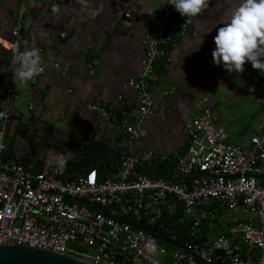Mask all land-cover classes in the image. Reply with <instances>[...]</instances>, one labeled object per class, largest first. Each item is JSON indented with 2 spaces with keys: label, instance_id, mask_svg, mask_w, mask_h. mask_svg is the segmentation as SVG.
Here are the masks:
<instances>
[{
  "label": "built area",
  "instance_id": "obj_1",
  "mask_svg": "<svg viewBox=\"0 0 264 264\" xmlns=\"http://www.w3.org/2000/svg\"><path fill=\"white\" fill-rule=\"evenodd\" d=\"M32 1L19 2L8 47L14 59L21 54ZM169 2L154 32L142 40L141 72L128 79L135 112L121 110V121L113 123L107 109L90 106L105 128H118L127 142L144 135L143 121L170 109L171 94L157 89L158 65L167 62L195 17L181 16ZM85 52L91 72L100 55L91 46ZM16 82L12 74L8 83ZM8 94L0 107V246L35 248L88 264H264V121L246 146L234 145L202 98L182 119L181 145L171 157L132 152L126 143L113 148L103 173L94 167L69 175L73 154L64 149L40 162L4 161L15 115Z\"/></svg>",
  "mask_w": 264,
  "mask_h": 264
},
{
  "label": "crops",
  "instance_id": "obj_2",
  "mask_svg": "<svg viewBox=\"0 0 264 264\" xmlns=\"http://www.w3.org/2000/svg\"><path fill=\"white\" fill-rule=\"evenodd\" d=\"M165 1L33 0L24 15L18 47L21 54L31 48L42 49L44 70L26 84L17 81L10 86L9 77L19 66L8 47L13 40L11 31L20 0H0V107L6 105L10 90L15 115L9 124L19 128L23 141L16 149L15 143L10 148L7 145L4 161L19 162L25 158V162H40L44 155L65 153L60 142L67 139L68 122L75 114L90 123L94 133H99L101 121L90 111L93 104L107 109L113 123L118 122L117 116L122 117L121 110L134 113L135 93L128 79L142 70V40L154 32ZM238 3L239 0H209L208 8L194 18L187 36L178 41L163 65L157 89L172 96L168 113L163 117L154 114L143 121L144 135L137 141L117 139L112 130L116 127H106L102 140L109 150L114 142L116 147L129 143L132 152L154 151L171 157L181 145L182 119L202 98L212 107L218 103L212 94L227 97L233 103L241 102L242 112L236 120L240 125H255V132L264 121V74L250 62L245 63L242 73H229L222 64H214L212 57L217 28L227 22ZM126 14L133 20L126 18ZM87 46L100 55L91 72L86 64ZM256 93L259 96L254 105L252 98ZM23 104L27 116L23 114ZM255 115L258 119L252 122ZM220 119L228 122L227 117ZM220 127L227 131L232 144L234 136L230 132L238 136L243 130L230 126L229 132Z\"/></svg>",
  "mask_w": 264,
  "mask_h": 264
},
{
  "label": "clouds",
  "instance_id": "obj_3",
  "mask_svg": "<svg viewBox=\"0 0 264 264\" xmlns=\"http://www.w3.org/2000/svg\"><path fill=\"white\" fill-rule=\"evenodd\" d=\"M175 10L188 19L208 8L209 0H170ZM213 63L229 73H242L246 62L264 74V0H239L227 22L220 24L213 38ZM18 67L14 81L28 83L43 72L40 49L31 48L21 55L17 52Z\"/></svg>",
  "mask_w": 264,
  "mask_h": 264
},
{
  "label": "water",
  "instance_id": "obj_4",
  "mask_svg": "<svg viewBox=\"0 0 264 264\" xmlns=\"http://www.w3.org/2000/svg\"><path fill=\"white\" fill-rule=\"evenodd\" d=\"M70 128L67 139L60 142L61 148L73 154L72 161L66 164L69 175L85 174L91 168L104 172L111 165L112 155L109 146L102 140L105 124L99 133H94L93 126L81 120L77 114L68 122ZM66 140V141H65ZM43 148L44 144L39 143ZM25 156V154H23ZM20 159L19 162H25ZM116 162V160H115ZM160 168V167H159ZM159 168L156 170L158 172ZM71 179L69 178L68 181ZM0 264H88L60 254L23 246H0Z\"/></svg>",
  "mask_w": 264,
  "mask_h": 264
},
{
  "label": "rangeland",
  "instance_id": "obj_5",
  "mask_svg": "<svg viewBox=\"0 0 264 264\" xmlns=\"http://www.w3.org/2000/svg\"><path fill=\"white\" fill-rule=\"evenodd\" d=\"M212 96L215 97V99L219 102L216 103L213 107L211 106L210 102H208L207 105L209 106V108L211 110V114H212L213 118L216 120V123L220 126H223L224 128H227L228 131L230 130V126H238V129L243 127L241 134L238 136H235L233 131L232 132L229 131V132H230L232 137L234 136L233 141L231 140L233 142V144H238V145H243V146L247 145L250 136L253 134V129H254L255 125L253 127H251V126L249 127L248 125L244 126V125H246V123L240 125L237 122L236 119L239 117V115L242 112V110H241L242 103L241 102H239V103L234 102L233 103L227 97L217 98L214 94H212ZM258 96H259V94L256 93L252 98V102L254 103V105L256 103V97H258ZM22 108L24 110L23 114L27 116L28 111H27L26 106L24 104L22 105ZM233 114H238V116H235ZM221 116L227 117L228 122H223L220 119ZM253 118L254 119L252 120V122H254L258 119V115L253 116ZM252 122H251V124H252ZM112 130L115 131L117 139L119 137L123 141L125 140V138H122L120 136L121 133H120V130L118 128L112 129ZM19 134H20L19 128H13V127H11V124H8L6 144L8 145L9 148L11 147L12 143H13V145L15 143L14 149L20 147L18 144H23L22 137ZM115 147H116V143L114 142V143H112V145H110V150L115 148ZM117 169H118V167H117ZM162 172L168 173L169 169L165 168Z\"/></svg>",
  "mask_w": 264,
  "mask_h": 264
},
{
  "label": "trees",
  "instance_id": "obj_6",
  "mask_svg": "<svg viewBox=\"0 0 264 264\" xmlns=\"http://www.w3.org/2000/svg\"><path fill=\"white\" fill-rule=\"evenodd\" d=\"M171 51V49L169 50V52ZM160 63V62H159ZM166 63V61H162L161 64H159L158 66V71L157 73L161 74L162 71H163V65ZM118 117V122L121 121L122 117L120 118V116H117Z\"/></svg>",
  "mask_w": 264,
  "mask_h": 264
},
{
  "label": "flooded vegetation",
  "instance_id": "obj_7",
  "mask_svg": "<svg viewBox=\"0 0 264 264\" xmlns=\"http://www.w3.org/2000/svg\"><path fill=\"white\" fill-rule=\"evenodd\" d=\"M110 153H112V152H110ZM112 159H114V158H112Z\"/></svg>",
  "mask_w": 264,
  "mask_h": 264
}]
</instances>
